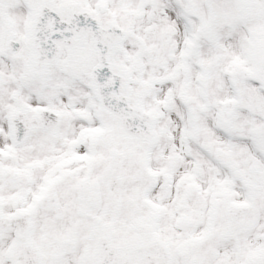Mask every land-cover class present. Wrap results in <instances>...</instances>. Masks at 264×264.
<instances>
[{"label": "snow or ice", "instance_id": "1", "mask_svg": "<svg viewBox=\"0 0 264 264\" xmlns=\"http://www.w3.org/2000/svg\"><path fill=\"white\" fill-rule=\"evenodd\" d=\"M0 264H264V0H0Z\"/></svg>", "mask_w": 264, "mask_h": 264}]
</instances>
